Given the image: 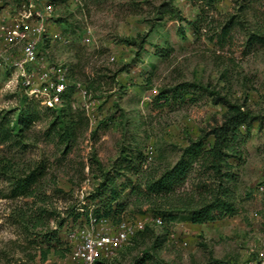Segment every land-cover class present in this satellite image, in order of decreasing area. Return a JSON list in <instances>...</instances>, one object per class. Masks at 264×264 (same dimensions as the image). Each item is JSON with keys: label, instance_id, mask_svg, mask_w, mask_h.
<instances>
[{"label": "rangeland", "instance_id": "1", "mask_svg": "<svg viewBox=\"0 0 264 264\" xmlns=\"http://www.w3.org/2000/svg\"><path fill=\"white\" fill-rule=\"evenodd\" d=\"M15 2L0 0V12ZM87 28L89 42L82 38ZM49 32L42 47L50 60L68 66L71 79L88 86L95 120L90 124L85 111L75 108L82 116L63 153L50 128L55 109L34 97L24 99L13 72L0 67V119L26 109L34 113L20 134L0 142V264H41L49 230H56L60 243L42 263L70 264L68 228L85 212L102 211L98 188L109 194L99 186L103 178L95 160L119 185L118 201H128L129 217L153 214L149 202H133L131 185L120 184L127 177L138 180L145 168L160 172L172 164L180 148L226 109L214 96L245 102L258 116L248 131L240 127V157L229 158L225 168L233 174L229 184L237 211L201 224L151 223L159 242L154 251L170 264H259L264 253V0H55ZM211 142L209 137L206 145ZM7 164L19 173L43 167L33 195H11L2 172ZM195 176L190 172L177 191L190 190ZM41 213L42 226L33 228L30 219ZM151 242L152 237L144 245L128 243L133 246L116 256L127 264Z\"/></svg>", "mask_w": 264, "mask_h": 264}, {"label": "trees", "instance_id": "2", "mask_svg": "<svg viewBox=\"0 0 264 264\" xmlns=\"http://www.w3.org/2000/svg\"><path fill=\"white\" fill-rule=\"evenodd\" d=\"M204 2L211 4L213 0H204ZM194 29L197 30V27L195 26ZM133 42L135 40H131V43ZM183 90L186 91V89ZM158 97L160 98V96ZM23 98L28 97L23 95ZM214 100L223 103L226 109L220 116H213L210 122L201 128L200 134L196 138L189 139L180 148L179 156L172 164L165 166L160 172L145 168L141 171L138 180L132 182L131 178L127 177V181L120 184L121 188L131 185L130 196L135 195L133 202L139 205L149 202L151 212L160 215L168 223L185 220L201 224L225 215H233L237 211L235 194L229 184L234 183L233 174L225 168L230 166L229 158L240 157V144L244 142L240 127L244 125L248 131L251 121L257 119L258 116L253 114L245 102L239 103L220 96H214ZM48 108L56 111L50 121V128L63 145L62 152L66 153L70 149V141L75 138L82 111L75 110L72 106L70 93L67 91L62 94L61 105L54 104ZM33 115V110L26 109L18 112L13 119H0V142L14 139L22 129L34 121ZM263 118L264 112L260 119ZM209 137H212V142L206 145ZM95 161L103 178L99 186L109 190V194H106L105 191L101 192L100 188L97 189L96 197L102 202L103 208L101 212L98 209L95 210L94 214L113 220L119 219L124 213H127L126 204L128 201L122 203L118 201L121 192L119 185L103 170L102 165L97 160ZM138 167L141 169V164ZM42 169V166H36L19 173L14 166L7 164L2 172L8 175L11 195L22 197L33 195L35 185L43 175ZM192 171L196 172V176L191 182V189L177 191ZM86 213L82 218L86 216ZM41 215L42 213L39 216L37 214L30 219L33 228L42 226ZM49 215L51 216V214ZM63 224V219L57 221L58 227H62ZM48 232L46 237L48 246L40 251L41 264L51 250L55 253L58 252L56 244L60 243L56 230ZM151 237L153 242L144 246L138 254L133 255L127 264H170L155 254L154 250L159 242L149 225L138 231L131 238L129 244L144 245L146 240ZM129 244L122 247L118 253L124 254L127 248L133 246H128ZM98 264L124 263L121 258L115 256L109 260H101Z\"/></svg>", "mask_w": 264, "mask_h": 264}, {"label": "built area", "instance_id": "3", "mask_svg": "<svg viewBox=\"0 0 264 264\" xmlns=\"http://www.w3.org/2000/svg\"><path fill=\"white\" fill-rule=\"evenodd\" d=\"M54 9V0H18L6 4L5 15L0 12V67L13 72L23 95L34 97L41 104H61L62 94L69 92L72 106L85 111L92 124L96 102L90 89L71 79L68 66L50 60L42 47L51 36L49 25ZM90 34L87 28L82 36L85 42L90 41ZM52 37L62 38L61 34ZM163 222L160 215L149 212L130 217L124 213L116 220L88 212L76 226L68 228L70 264H98L112 259L146 225H162ZM259 254L257 263L264 264V253Z\"/></svg>", "mask_w": 264, "mask_h": 264}, {"label": "crops", "instance_id": "4", "mask_svg": "<svg viewBox=\"0 0 264 264\" xmlns=\"http://www.w3.org/2000/svg\"><path fill=\"white\" fill-rule=\"evenodd\" d=\"M5 13H6L5 9H3V15H5Z\"/></svg>", "mask_w": 264, "mask_h": 264}]
</instances>
